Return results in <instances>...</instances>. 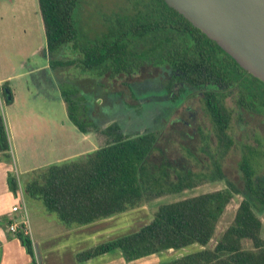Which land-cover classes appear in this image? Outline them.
<instances>
[{
	"label": "trees",
	"instance_id": "1",
	"mask_svg": "<svg viewBox=\"0 0 264 264\" xmlns=\"http://www.w3.org/2000/svg\"><path fill=\"white\" fill-rule=\"evenodd\" d=\"M81 1L37 0L53 70L78 68L93 76L90 81L97 85L102 78H132L145 69L171 74L172 81L189 84L194 93L204 96L216 151L222 150V155L234 145L228 133L231 116L223 104L224 93L233 92L239 121L243 122L244 115L264 114V83L242 69L164 0H130L131 13L105 17L106 32L87 42L80 40L74 16ZM69 45L75 53L73 59L54 58ZM1 96L6 106L12 104L7 84L1 87ZM61 96L69 122L86 134V116L82 112L87 106L81 105L85 96L70 83L62 86ZM118 129L110 128L108 140L97 150L84 157L34 169L26 173L23 183L10 172L9 190L16 195L20 188L25 198L40 200L45 212L54 215L62 228L69 230L137 209L162 196L192 189L208 178L206 174H193L188 170L170 179L171 162L166 154L160 150L159 163L152 161L159 134L146 130L128 135ZM261 158L264 153L260 150L246 147L243 151L238 164L242 191L228 182L224 189L159 205L148 224L131 234L77 253L76 261L84 263L119 251L125 262H132L195 245L199 247L195 252L163 264H264L262 223L257 216V213L264 215V175L258 174L257 164ZM12 160L4 119L0 115V161L11 165ZM211 175L209 179L213 181L225 179L218 160L213 162ZM234 194L243 197L234 219L209 247L217 223ZM12 237L25 248L30 264H40L29 237L19 232ZM245 241L251 248L244 247Z\"/></svg>",
	"mask_w": 264,
	"mask_h": 264
},
{
	"label": "rangeland",
	"instance_id": "2",
	"mask_svg": "<svg viewBox=\"0 0 264 264\" xmlns=\"http://www.w3.org/2000/svg\"><path fill=\"white\" fill-rule=\"evenodd\" d=\"M25 1L26 5L19 3L20 0H16L15 13L13 10L9 11L10 7L3 4V8L6 9V14L3 16L2 23H0V45H3L6 41L7 47L14 49L15 45L18 44L24 50L23 59L30 60V63L35 66L43 65L46 58L40 50V46H45V35L38 12L37 0ZM30 2H32L31 5ZM10 12L12 13L9 14ZM131 12L132 4L130 0H82L74 12L77 27L81 33L80 40L82 42L93 41L106 32L107 22L105 17ZM4 35H6L5 38ZM74 56L75 53L69 45L59 55L55 54L54 58L70 60ZM49 57L51 58L50 54ZM49 71H52V73L56 72L58 75V77L56 75L55 77L60 88L64 84L70 83L79 90L81 95L85 96L86 99L81 105L87 106V110L81 111L86 116L85 121L88 131L86 134L93 133L95 136L94 139L97 140L96 147H101L106 143L108 140V130L112 127L115 130L119 128L128 135H134L143 132V130H153L159 134V138L157 148L152 154V161L158 164L161 156L159 151H163L171 162L169 164L171 167L168 171L170 179H174L176 174L184 173L188 170L193 174H206L208 176L206 180L198 183L192 189H186L177 194H168L143 205L144 210L150 217H153V213L159 205L221 190L227 187L228 182L233 184L239 191H242V174L239 171L238 164L243 151L246 147H249L264 153V114L244 115V117L242 116L243 122L239 121L236 118L238 112L235 109L233 92L224 93L223 104L231 116L228 133L232 137L234 145L222 155V150L216 151L217 146L213 126L205 110H203L204 105L201 94L196 92L189 96L188 94L184 96L183 102L180 104L179 102L177 103L179 106L178 110H168L164 106V103L157 105L158 103L155 102L154 98L159 89L154 86L155 81L160 82V86L165 85L168 87V91H172V95H176V91L182 87L179 84L172 87L167 83V76L159 69H145L143 73L132 78L122 77L113 80L102 78L98 80L99 85L102 86L90 81V79H93V76L78 68H57L56 71L50 68ZM147 79L151 82H148ZM28 86L31 93L35 95V90L37 89L33 88L34 85L29 78ZM34 95L32 96L33 99ZM56 96L55 91L49 92L47 90L45 93L42 92L41 96L35 98L39 99L40 102H44L42 105L37 101L34 102L35 99L32 101V109L34 112L42 109L45 123L49 126L48 133L47 131H43L40 125L44 121L41 123L39 120H36V122L30 125L31 136L33 128L36 127L38 129L39 138L36 141L32 139V144L34 145L36 143L39 151L44 152L46 150L44 146L49 147L52 145L57 148V153L53 155V159H57L58 156L66 157L71 152L70 148L75 146L73 145V135H71L73 125L67 119L65 105ZM148 98H150L149 102L147 101ZM13 110H17V108ZM13 110H11L12 116L14 114ZM7 111L0 91V115L4 119L8 135L6 119L10 117V113ZM89 111L90 115H88ZM52 123L59 124V126L63 125V134L56 130L50 131ZM22 133L23 130L20 131V134ZM89 148L88 146L84 147L83 150L86 152L75 158L84 157L88 153H91H87ZM29 150V147H27L25 155L21 157L22 163L19 162L18 154L16 155L18 159V164H16L18 180H20L24 168L29 166L30 168L34 167L26 159ZM42 159L44 160V157ZM214 160H218L221 164V169L225 177L224 180L213 181L209 179L212 176L211 172L213 170ZM48 161H51L50 157ZM46 162L42 163L46 164ZM257 164L259 166L258 174L260 176L264 175V158L259 159ZM11 165L13 166L12 173L15 174L13 160ZM37 165V167H45L44 164ZM26 199L28 205L26 202L24 203L30 220L32 218L33 220H38L39 217L48 214L45 212L40 200ZM242 199V195L234 194L217 223L209 247L215 244L221 234L232 223ZM141 214L142 212L137 216L142 218ZM49 215L57 220L54 215ZM257 216L262 223L260 237L264 239V215L257 213ZM244 247L249 249L251 248V244L245 241ZM198 249V246L189 247L179 252L166 254H168V257H178L181 254H188Z\"/></svg>",
	"mask_w": 264,
	"mask_h": 264
},
{
	"label": "crops",
	"instance_id": "3",
	"mask_svg": "<svg viewBox=\"0 0 264 264\" xmlns=\"http://www.w3.org/2000/svg\"><path fill=\"white\" fill-rule=\"evenodd\" d=\"M15 2L16 0H0V23H2L3 16L6 14V9L3 8V4L10 7L9 11L13 10L15 13ZM19 3L26 5L25 0H20ZM31 3L32 2H30V5ZM11 13L12 12L9 14ZM5 36L6 35H4V38ZM22 49L23 48L18 44L15 45L14 49H10L7 47L6 41L3 45H0V91L1 87L4 84H7L13 98L12 104L6 106V109L8 110L7 112L10 113V117H7L6 123L8 124V139L10 142L13 165L15 172H17V160L19 159V162L22 163L21 157L25 155V150L29 147L30 150L26 159L29 163L33 164L31 166H34L30 168L29 165H24L29 167L23 169L20 178L21 183L24 182L26 173L34 169L41 168L37 167V164H44L45 166H48L50 164H54L55 162H62L81 156L86 152L83 150L84 147H90V151L88 150L87 153L93 152L100 147H96L95 144L97 140L94 139L95 136L93 133L83 134L78 131L74 125L71 130V135H73V145L75 146L70 148L71 152L68 153L66 157L58 156L57 159H53V155H56L57 153V148L55 146L51 145L46 147L43 145L46 150L41 152L39 151L36 143H34V145L32 144V139L36 141L39 136L38 129L36 127L33 128L31 136V123L36 122V120H39L41 123L44 121L40 124L42 126V130L47 131L48 133L49 128L43 118L42 109L37 110V112L33 111L32 101L41 96L42 92L45 93V91H49L48 83H52L51 86H54L53 91L56 92V97H58L57 99H59L65 107L66 104L61 96L60 85L56 80L58 75L56 72H54V74L52 71H49L52 59L49 57L46 41L45 46H40V50L46 58L43 65L35 66L30 63V60L23 59L24 50ZM28 78L31 79L34 85L33 88L37 89L35 90V95L30 91ZM33 95L34 99L32 98ZM36 101L40 105L44 103L40 102L39 99L34 100V102ZM15 108H17V110H13ZM11 110L14 111L13 116L11 114ZM22 130L23 133L20 134V131ZM52 130H56L57 132L60 131L63 134L64 126L52 123L50 131ZM17 154L19 157L18 159L16 157ZM43 157L44 160L42 159ZM49 157L51 158L50 162L48 161ZM42 162H46V164ZM12 171V165L0 161V264H30L31 258L27 254L25 248L17 238L12 237V235L6 230L7 220L14 216V214L11 213V208L20 203L18 195H14L8 188L7 178L8 174ZM22 198L23 202H26L28 205L27 199L24 196H22ZM143 207L144 206L108 219H103L86 226L69 230L63 229L59 222L52 218L49 214L39 217L38 220H33V218L30 220L29 218L31 231L30 239L32 241L36 258L40 264H163L167 261L185 255L181 254L178 257H168L167 255L169 253L182 251L168 250L166 252L153 254L132 262H125L119 251H112L90 259L84 263H78L76 261L75 256L77 253L90 249L98 244L108 242L109 240H114L131 234L140 229L142 226L148 224L152 220V217L149 216ZM141 212L142 218L137 216Z\"/></svg>",
	"mask_w": 264,
	"mask_h": 264
},
{
	"label": "water",
	"instance_id": "4",
	"mask_svg": "<svg viewBox=\"0 0 264 264\" xmlns=\"http://www.w3.org/2000/svg\"><path fill=\"white\" fill-rule=\"evenodd\" d=\"M264 83V0H164Z\"/></svg>",
	"mask_w": 264,
	"mask_h": 264
},
{
	"label": "flooded vegetation",
	"instance_id": "5",
	"mask_svg": "<svg viewBox=\"0 0 264 264\" xmlns=\"http://www.w3.org/2000/svg\"><path fill=\"white\" fill-rule=\"evenodd\" d=\"M167 83H169L172 87L173 86H176V85H181L182 89L179 88V90L176 91V95H172V91H168V87H166L165 85H162L160 86V82H157L155 81L154 82V86L157 87L159 89L158 93L156 94L154 100L155 102H157L159 104H163L164 103V106L167 107L168 110H178V105L177 103L179 102V104L181 102H183V98L184 96H186L188 94L191 95L193 92V87L189 86V84H186L182 81H179V82H175V81H172L173 80V77L171 76V74H167ZM160 78V76H159ZM177 78V77H176ZM148 82H151L147 79ZM52 83H48V88H49V91H53L54 89V86L52 85ZM199 94H201L202 98H203V105H204V96L202 95V93L198 92ZM172 95V96H171ZM150 98L147 99V101L149 102ZM141 103V101H139ZM144 102V101H142ZM205 107H203V110ZM227 110V108H225ZM236 109V108H235ZM92 110V109H91ZM88 115H90V111L88 112ZM146 131V130H143V132Z\"/></svg>",
	"mask_w": 264,
	"mask_h": 264
},
{
	"label": "built area",
	"instance_id": "6",
	"mask_svg": "<svg viewBox=\"0 0 264 264\" xmlns=\"http://www.w3.org/2000/svg\"><path fill=\"white\" fill-rule=\"evenodd\" d=\"M15 175L17 177L16 172ZM16 195H18L20 203L11 208V213L14 214V216L8 219V223L6 224V230L11 235H15L19 232L22 235L30 238L31 231L29 226V218L25 204L23 202V195L20 188Z\"/></svg>",
	"mask_w": 264,
	"mask_h": 264
}]
</instances>
